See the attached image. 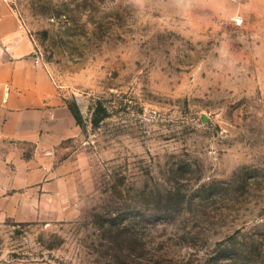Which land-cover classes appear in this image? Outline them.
<instances>
[{
	"label": "rangeland",
	"instance_id": "obj_1",
	"mask_svg": "<svg viewBox=\"0 0 264 264\" xmlns=\"http://www.w3.org/2000/svg\"><path fill=\"white\" fill-rule=\"evenodd\" d=\"M254 1L12 3L83 122L0 181V264H264Z\"/></svg>",
	"mask_w": 264,
	"mask_h": 264
},
{
	"label": "crops",
	"instance_id": "obj_2",
	"mask_svg": "<svg viewBox=\"0 0 264 264\" xmlns=\"http://www.w3.org/2000/svg\"><path fill=\"white\" fill-rule=\"evenodd\" d=\"M35 51L30 32L20 27L9 3L1 1L0 181H40L42 165L48 166L42 155L51 157L64 140L80 133L66 95L49 67L36 63Z\"/></svg>",
	"mask_w": 264,
	"mask_h": 264
},
{
	"label": "built area",
	"instance_id": "obj_3",
	"mask_svg": "<svg viewBox=\"0 0 264 264\" xmlns=\"http://www.w3.org/2000/svg\"><path fill=\"white\" fill-rule=\"evenodd\" d=\"M1 1H5V2L9 3L11 8L14 9L13 6H12V3H14L15 0H0V2ZM231 1H233L235 3H245V2H248L250 0H231ZM17 18H18L20 27H23L26 30H28L27 26L25 25V22L23 21V19L19 15H17ZM35 61H36V63H43L42 56L37 50L35 51Z\"/></svg>",
	"mask_w": 264,
	"mask_h": 264
},
{
	"label": "trees",
	"instance_id": "obj_4",
	"mask_svg": "<svg viewBox=\"0 0 264 264\" xmlns=\"http://www.w3.org/2000/svg\"><path fill=\"white\" fill-rule=\"evenodd\" d=\"M78 124H82L83 122V114H82V111L80 109V107L75 103L74 105L72 104H69ZM95 121L98 123L99 122V119L98 118H95Z\"/></svg>",
	"mask_w": 264,
	"mask_h": 264
}]
</instances>
